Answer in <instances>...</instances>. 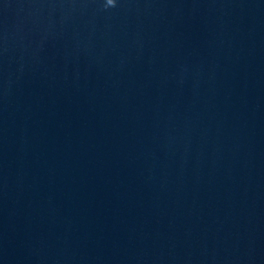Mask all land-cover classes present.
<instances>
[{
  "label": "water",
  "instance_id": "95a60500",
  "mask_svg": "<svg viewBox=\"0 0 264 264\" xmlns=\"http://www.w3.org/2000/svg\"><path fill=\"white\" fill-rule=\"evenodd\" d=\"M264 0H0V166L119 107Z\"/></svg>",
  "mask_w": 264,
  "mask_h": 264
}]
</instances>
